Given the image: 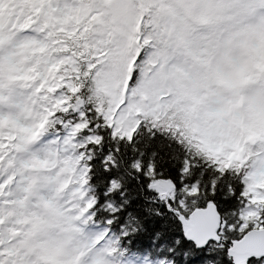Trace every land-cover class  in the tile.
<instances>
[{"label":"snow or ice","instance_id":"6c2138e0","mask_svg":"<svg viewBox=\"0 0 264 264\" xmlns=\"http://www.w3.org/2000/svg\"><path fill=\"white\" fill-rule=\"evenodd\" d=\"M0 264H264V0H0Z\"/></svg>","mask_w":264,"mask_h":264}]
</instances>
